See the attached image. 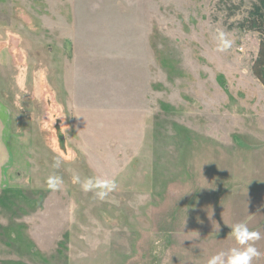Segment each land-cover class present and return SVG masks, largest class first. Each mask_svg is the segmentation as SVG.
I'll return each instance as SVG.
<instances>
[{
	"label": "rangeland",
	"instance_id": "1",
	"mask_svg": "<svg viewBox=\"0 0 264 264\" xmlns=\"http://www.w3.org/2000/svg\"><path fill=\"white\" fill-rule=\"evenodd\" d=\"M259 1L0 0V264H208L237 223L264 264Z\"/></svg>",
	"mask_w": 264,
	"mask_h": 264
},
{
	"label": "clouds",
	"instance_id": "2",
	"mask_svg": "<svg viewBox=\"0 0 264 264\" xmlns=\"http://www.w3.org/2000/svg\"><path fill=\"white\" fill-rule=\"evenodd\" d=\"M23 15V13H21ZM217 41L216 51L223 53L232 47V40L223 31L216 33ZM60 160H55L53 167H60ZM79 182V178L77 177ZM47 187L52 191H56L63 183L59 176H50L47 179ZM117 185L114 180L88 178L81 183V188L85 192H93L95 197L104 200L109 193L116 189ZM231 236L237 243V247L229 249L227 252L221 251L208 260V264H252V261L261 256L262 253L255 247V242L260 239V233L250 231L245 223H237L231 228Z\"/></svg>",
	"mask_w": 264,
	"mask_h": 264
},
{
	"label": "trees",
	"instance_id": "3",
	"mask_svg": "<svg viewBox=\"0 0 264 264\" xmlns=\"http://www.w3.org/2000/svg\"><path fill=\"white\" fill-rule=\"evenodd\" d=\"M247 26L249 30L260 36L257 54L251 65V73L264 88V0H260L259 4L250 11Z\"/></svg>",
	"mask_w": 264,
	"mask_h": 264
},
{
	"label": "crops",
	"instance_id": "4",
	"mask_svg": "<svg viewBox=\"0 0 264 264\" xmlns=\"http://www.w3.org/2000/svg\"><path fill=\"white\" fill-rule=\"evenodd\" d=\"M258 50V49H257ZM257 54V53H256ZM11 120L9 116H6L3 112L2 105L0 104V193L3 188V183H6V187H8L9 181L3 182V172L10 170L11 167V156L12 152L8 149V145L6 143L10 129L9 125ZM11 184V183H10ZM232 237L231 235H227L226 238Z\"/></svg>",
	"mask_w": 264,
	"mask_h": 264
}]
</instances>
